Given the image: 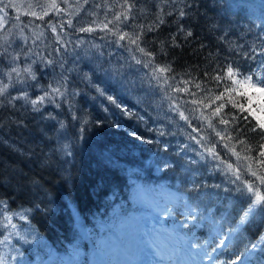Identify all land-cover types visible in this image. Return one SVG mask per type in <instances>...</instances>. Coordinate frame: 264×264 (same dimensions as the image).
Here are the masks:
<instances>
[{
    "label": "snow or ice",
    "instance_id": "6c2138e0",
    "mask_svg": "<svg viewBox=\"0 0 264 264\" xmlns=\"http://www.w3.org/2000/svg\"><path fill=\"white\" fill-rule=\"evenodd\" d=\"M238 7L251 6L234 0H36L27 5L24 15L32 19L24 23L16 0H0V132L27 128L29 117L51 122L59 137L51 153L70 156L71 145L61 143L70 126L76 140L89 126L122 129L153 146L149 166L157 171L192 175L204 169L221 178L213 187L223 199L196 179L187 196L168 185L136 184L135 206L117 205L98 235L77 215L79 239L96 255L93 264H264V231L245 234L264 223V4L259 31L248 28L244 35L231 18ZM186 51L199 62L181 65ZM89 90L91 100L102 101L99 119L73 103ZM128 91L141 94L132 109L123 102ZM65 110L68 119H59ZM123 118L138 124L124 128ZM114 154L103 146L99 162L108 167ZM25 179L19 193L14 187L0 195V264H32L37 248H47L56 264H87L79 242L56 257L39 236L32 220L51 211L53 201L39 179ZM41 193L39 203L27 201L31 207L11 206L16 195Z\"/></svg>",
    "mask_w": 264,
    "mask_h": 264
},
{
    "label": "trees",
    "instance_id": "16d2710c",
    "mask_svg": "<svg viewBox=\"0 0 264 264\" xmlns=\"http://www.w3.org/2000/svg\"><path fill=\"white\" fill-rule=\"evenodd\" d=\"M35 2L36 0H19L18 3L27 6L29 3ZM70 2L74 3V0H70ZM80 2L83 3V0ZM107 2L112 4L114 0H107ZM234 2L251 6L233 9L231 18L238 21L233 26L237 33L244 35L248 28H252L253 33L258 32L259 29L256 25L260 21L257 17L261 14L259 6L264 4V0H234ZM25 9L26 7L24 12L20 10L19 15L20 19L27 23L32 18L24 15L25 12L29 11V9ZM98 15L100 19H103L102 11ZM208 15L211 17L214 13L209 12ZM81 16H84L83 12H81ZM91 19V17L85 16L86 22H90ZM242 29L243 32H241ZM81 35L88 39V36L95 35V33ZM236 38L233 37V39ZM247 39L251 41L253 36L248 34ZM177 54L179 55V53ZM198 62L195 58L188 56L187 51L179 61L181 65L184 63L194 65ZM79 67L88 71L83 62ZM57 71L59 72V69ZM42 82L46 83L47 81L43 80ZM101 86L106 87L105 85ZM76 87H80L81 91H84L81 85L77 84ZM94 95L95 93L89 90L86 96L77 97L73 103L78 109L83 108L85 114H90L93 119H99L103 116L102 101L91 100L90 97ZM138 100H141V94L128 91L123 102L132 109ZM134 110L139 111L138 108ZM47 111H52V108H47ZM59 111L57 110V113ZM152 115L155 116L156 113L153 112ZM58 118L67 120L66 110L65 114L58 116ZM28 120L30 122L27 128L13 127L0 132V180L3 181V184H0V195L6 196L14 187L19 193V186L27 183L25 176L39 179L44 191L48 193V199L53 201L49 205L52 210L47 214L35 213L32 226L50 245L58 249L65 248L66 241L70 240L69 234L77 215L81 225L90 230L91 226L96 227L99 221L108 222V215L113 213L117 205L126 204L129 208L134 207L131 203L130 194L131 187L136 180L147 183L164 179L181 192L186 193L187 196L189 184L193 179H196L197 182H203L207 185V192L213 198L223 199L224 197V193L220 189L213 187L222 183L221 178L207 173L204 169L188 175L182 169L179 171L169 170L165 173L164 171H157L155 166H149V162L152 160L150 149L153 146L131 140L122 129L89 126L84 139L76 140V129L70 126L68 130L69 139L63 140L61 143L71 145L69 148L71 155L64 156L63 153L55 155L51 153L53 147H59L55 143L59 138L58 133L55 128L49 126L51 122L40 121L39 118L33 120L31 117ZM122 123L123 127L128 129L136 127L138 124L135 118H123ZM140 127L142 130L143 126L140 125ZM103 146L115 150L113 162L108 167H104L99 162ZM237 151H239V147H237ZM137 169H140L139 172L136 171ZM101 182L103 187H100ZM41 198H43V193H41L40 198L31 195L23 197L16 195V202L11 206L13 208L31 207L27 201L36 199V202L39 203ZM41 206L43 207V205ZM92 231L95 232V230ZM259 231H264V223L257 221L245 234L251 236ZM197 233L199 234V230ZM84 243H86L84 247L87 248L91 245L87 240H84Z\"/></svg>",
    "mask_w": 264,
    "mask_h": 264
},
{
    "label": "rangeland",
    "instance_id": "374dc122",
    "mask_svg": "<svg viewBox=\"0 0 264 264\" xmlns=\"http://www.w3.org/2000/svg\"><path fill=\"white\" fill-rule=\"evenodd\" d=\"M16 2L18 3L19 0H16ZM18 4H20V3H18ZM20 5H21V10L23 12H24V8L25 7H26L25 10L28 9L26 5H23V4H20ZM136 184H147V185H153V186H156V185H168L173 192H176L178 195L186 196V193L181 192L180 190H178L177 187L171 185L170 183H167L166 180L159 179L157 181H151V182H147V183L146 182H143L142 180H138V181L136 180V182L131 187V194H130L131 198H132V191H133V189H134V187H135ZM133 206H135V205H133ZM111 216H112V214H109L108 215V217H107L108 218V221H109V219H110ZM100 223H101V221H99V224ZM99 224L96 227L94 225H92L91 228H90V230H88L83 225L82 226H83V228L85 230H88V231H90L92 233H93L92 230H95V232L93 234L94 235H98L99 231H97V230L99 228ZM39 236L48 245V247L51 248L52 252L55 253L56 257L65 256L67 254L65 252V249H70L73 244H76L77 242H79L80 243V250L84 254L81 258L82 259H86L87 264H93V261L96 259V255H95V252H94V249H93L92 245H89L88 246L89 248L84 247L86 243H84V240H80L79 239V228L76 225V220L73 222L72 230L70 231V234H69V239L70 240L66 241L65 248H59L58 249L56 247H53L52 245H50L49 242H47V240L43 236H41V235H39ZM47 252H48V249L47 248H45L43 251H41V249H39V248L33 250L30 253V259L32 261V264H40V261L37 258V253L40 254V259H42L44 261H48L49 264H56V260L54 258H50L47 255Z\"/></svg>",
    "mask_w": 264,
    "mask_h": 264
}]
</instances>
